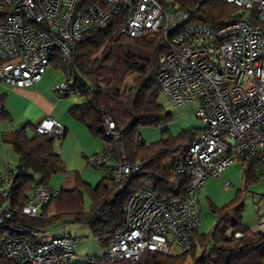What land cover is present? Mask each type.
Listing matches in <instances>:
<instances>
[{"label":"built area","instance_id":"2783aa9c","mask_svg":"<svg viewBox=\"0 0 264 264\" xmlns=\"http://www.w3.org/2000/svg\"><path fill=\"white\" fill-rule=\"evenodd\" d=\"M225 1L236 10L215 27L207 19L191 22L176 0H0V84L33 85L59 52L66 79L53 90L75 95L70 68L74 41L89 29L104 28L126 4L118 33H161L166 49L158 58V89L173 106L195 105L194 114L204 125L175 160L174 173L183 180L179 193L157 195L148 184L133 192L101 254L78 257L70 237L35 240L38 229L11 221L14 215L39 218L42 207L59 196L60 189L36 183L22 205L13 207L8 200L0 212V260H5L0 264L136 262L146 250L170 253V243L186 252L195 244L199 190L207 177L219 176L234 159H253L258 179H264V0ZM101 119L105 135L117 140L108 113L103 111ZM34 126L49 139L64 133L52 117H42ZM111 150V143L104 144L87 163L96 169L113 164L115 181L141 172L138 162L113 160ZM5 180L0 175V185ZM3 193L8 199L9 191ZM256 226L264 229V213Z\"/></svg>","mask_w":264,"mask_h":264},{"label":"trees","instance_id":"16d2710c","mask_svg":"<svg viewBox=\"0 0 264 264\" xmlns=\"http://www.w3.org/2000/svg\"><path fill=\"white\" fill-rule=\"evenodd\" d=\"M176 1L190 13L191 22L207 19L215 27L222 26L236 10L235 5L225 0ZM124 5L109 18L104 28L89 29L74 41L70 53L72 84L75 95L83 96L85 100L72 105L68 112L99 137L103 146L111 143L113 160L138 162L141 172L115 181L113 164H108L100 169L104 175L96 187L80 183V186H87L91 197L87 211L83 208L80 187L61 189L58 197L42 207L40 218L12 216L11 221L25 228L42 229L65 215L71 216L73 222L92 228L104 221L107 212H112L120 219L107 231L112 233L122 220L127 198L145 186L146 181H152L149 186L157 195H176L183 187L182 178L174 173L175 160L201 129L189 128L173 135L167 128H162L158 140L151 143L141 140V128L164 123L167 115L156 101L159 89L155 82L160 66L158 58L166 47L158 31L147 30L139 37L119 34V25L127 11ZM51 63L63 71L59 52ZM3 101L4 94L0 90V120L7 117ZM103 111L114 122L117 140L104 133ZM28 129L32 131L31 135H28ZM61 137L49 139L37 134L35 126L28 124L2 134V141L12 146L19 156L16 166L19 184L10 189L16 196V200H12L13 207L23 204L26 193L34 184H46L51 175L64 172L54 150L55 142ZM239 161L242 165L241 188L221 207L209 202L217 218L208 232L194 233L195 244L189 251L162 254L146 250L136 262L122 259L110 264H264V229L253 230L242 221L244 193L250 184L259 180L257 162L253 159ZM51 206L55 212L47 217ZM23 235L29 237L26 233ZM99 239L102 246L107 241L102 235Z\"/></svg>","mask_w":264,"mask_h":264},{"label":"crops","instance_id":"0c3cea01","mask_svg":"<svg viewBox=\"0 0 264 264\" xmlns=\"http://www.w3.org/2000/svg\"><path fill=\"white\" fill-rule=\"evenodd\" d=\"M45 71L43 75L45 74ZM43 75L38 81L29 87L16 88L7 85L2 87L0 85L1 93L4 94L3 106L7 113V117L0 120V175H6L9 181L14 176L11 186L8 188L4 187L3 192L9 191L10 193V189H13L19 184L16 169L19 156L12 146L2 141V134L13 131L25 124L34 125L42 117H52L57 119L64 126V133L61 139L57 140L54 144V150L56 151L57 157L64 168V172L51 175L44 185L60 190L80 187L82 196L84 192L83 189H85L89 195L87 186H80V183L84 182L86 185L93 188L96 187L102 179L103 176L100 178L99 175L93 173L94 168L87 163V157L91 154L102 151L103 142L99 137L92 134L84 124L75 120L69 114V108L77 103L73 102V100L69 98H65L69 95L53 90L54 86L59 82L52 85L47 84L43 79ZM203 127L204 125L198 129H202ZM31 134L32 131L28 129V135ZM155 140L156 138H153V135L143 138V141L146 143H151ZM10 148H12L15 153H12L13 151H11ZM15 154L17 157L14 166L12 163L8 162V160H13V158H15ZM13 166L16 173H14ZM1 171H3L4 175H2ZM35 176L38 177V175ZM262 181H264V179ZM30 194L31 190L26 193L25 198H27ZM262 196L264 197V192L262 193ZM89 199L91 205V197ZM8 200H16L14 191L13 193H10ZM88 209L89 208H84L85 211ZM2 210L3 208L1 207L0 212ZM54 212L55 208L51 206L47 211L46 216L48 217ZM263 213L264 205L255 209L249 215H245V212L242 213V221L249 228L256 230L257 221ZM56 223L44 227L47 228V231L43 228L38 229L40 232L35 240L43 241L41 240L42 238L47 240L56 236H66L52 232ZM115 223H113L105 232L109 235L108 239L110 238L111 233L107 231ZM108 241L109 240L105 242L103 247H105Z\"/></svg>","mask_w":264,"mask_h":264},{"label":"rangeland","instance_id":"374dc122","mask_svg":"<svg viewBox=\"0 0 264 264\" xmlns=\"http://www.w3.org/2000/svg\"><path fill=\"white\" fill-rule=\"evenodd\" d=\"M43 79L47 84L52 85L65 80L66 77L65 73L61 69L55 68L52 63H50L46 67ZM1 86L3 87L6 85L1 83ZM65 98H69L75 103H81L85 100V97L78 95H69ZM156 101L163 106L165 111H167V115L164 118V123H161L157 126H146L141 128L139 131L141 140H143V138L146 136L152 135L153 138L158 140L162 128H167L171 134L176 135L182 130H187L189 128H200L203 126L202 121L199 120L194 114L195 105L186 104L173 106L166 96L159 90H157ZM10 149L13 151L12 153H15L12 148ZM16 157L17 155L15 154V158H13V160H8V162L15 166ZM14 166L13 170L14 173H16ZM241 170V162L237 159H234L233 163L222 170L219 176H209L202 183L199 190L200 222L198 231L200 233L208 232L217 218L216 214L209 206V202H212L217 207H221L235 196V192L238 188H241ZM93 171V173L99 175L100 178L104 174L103 170L100 169L94 168ZM1 173L4 175L3 171H1ZM13 178L14 176L10 181L5 180L0 185V209L1 207L4 208L8 201V199L4 196L3 188H8L11 186ZM226 182L228 185L224 186ZM151 183V180L146 181V184L148 185ZM83 191V206L85 209H87L90 205V197L85 189H83ZM263 192L264 181L262 180L254 181L248 186V191H245L244 193L245 215L251 214L252 211L264 205V197L262 196ZM119 221L120 219L113 213L107 212L104 216V221L100 225L91 228L87 224L73 222L71 216L65 215L54 225L52 232L66 235L67 237H70L72 240H74L73 250L76 256L85 257L86 255H98L101 254L104 249L99 236L102 234L106 240H109L108 233H105L106 230L113 223ZM43 229L47 231V228L43 227ZM41 240H45V238H42ZM170 245V253H177L178 250L173 247V244L170 243Z\"/></svg>","mask_w":264,"mask_h":264}]
</instances>
